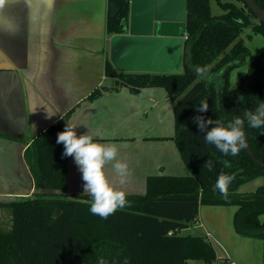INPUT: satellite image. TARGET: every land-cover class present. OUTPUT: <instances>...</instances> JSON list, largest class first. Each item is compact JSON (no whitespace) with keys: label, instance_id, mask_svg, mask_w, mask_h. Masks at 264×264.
Returning <instances> with one entry per match:
<instances>
[{"label":"trees","instance_id":"1","mask_svg":"<svg viewBox=\"0 0 264 264\" xmlns=\"http://www.w3.org/2000/svg\"><path fill=\"white\" fill-rule=\"evenodd\" d=\"M264 10V0H255ZM223 13L211 12L209 0H187L183 22L184 57L180 73L119 72L106 55L109 85L96 88L89 99L121 86L137 91L162 87L173 102L174 135L188 175H150L143 193L127 194L129 204L103 219L90 209L88 193L66 191V162L58 133L65 129L66 113L39 133L26 147L25 161L34 180L31 196L4 203L12 212L11 228L0 229V264H210L216 254L200 234L179 231L191 225L199 205H235L234 225L243 236L264 232V126L249 127L245 114L264 102V50L255 55L235 88L229 84L232 69L250 53L241 34L250 27L264 36L259 22L243 0H217ZM129 0H107L105 30H128ZM256 19L253 21L252 19ZM205 68L198 74L195 68ZM207 77L208 79H206ZM202 101L208 110L200 112ZM223 123L237 116L245 120L247 146L237 156L225 155L204 141L213 125L201 132L194 117ZM207 161H211L209 170ZM221 173L234 174L225 199L214 185ZM254 191L238 188L256 178Z\"/></svg>","mask_w":264,"mask_h":264},{"label":"crops","instance_id":"2","mask_svg":"<svg viewBox=\"0 0 264 264\" xmlns=\"http://www.w3.org/2000/svg\"><path fill=\"white\" fill-rule=\"evenodd\" d=\"M213 4L217 7V0ZM106 10L107 0H4L0 5V220L8 216L5 210L9 207L4 203L34 192L24 158L27 145L68 112V123L80 124L75 129L78 136L89 130L99 133L96 138L101 143L122 145L117 159L127 161L130 174L123 184L112 164L105 166V174L127 194L143 193L150 175H176L178 170L184 171L183 164L187 167L173 139V102L164 88L133 91L121 86L89 99L96 88L110 84L105 76L109 47ZM47 111L55 114L49 118ZM16 155L23 178L14 175ZM83 185L74 156H67L66 191L82 194ZM201 206L210 208L201 213ZM223 206L232 205H199L194 221L179 232L199 234L201 230L200 235L214 239L225 258L212 245L216 260L210 264H237L231 258L235 249L248 255L249 241L264 237L243 236L237 231V207L230 213L231 224L224 223ZM250 256L255 257L252 252Z\"/></svg>","mask_w":264,"mask_h":264},{"label":"clouds","instance_id":"3","mask_svg":"<svg viewBox=\"0 0 264 264\" xmlns=\"http://www.w3.org/2000/svg\"><path fill=\"white\" fill-rule=\"evenodd\" d=\"M195 71L198 74H203L206 69L197 66ZM208 107L207 101H202L199 111L206 112ZM54 114L47 111L49 118ZM245 116L249 127L260 128L264 126V102L259 104L255 112L249 111ZM193 119L201 132H204L209 125L214 124L204 135V141L214 145L223 154L237 156L242 149L246 148L245 120L239 116L226 124L220 119L213 121L211 117L207 120L203 116H197ZM78 125L80 124L70 125L66 123L65 129L58 133L57 143H63V155L74 156L75 162L82 172L83 192L92 197L89 211L93 215L107 219L117 209L127 206L129 201L126 199L127 193L109 181L105 174V166L112 164L116 175L120 178V183L123 184L130 174L129 165L127 161L117 159L122 145L101 143L96 138L99 133H93L89 130L78 136L75 130ZM113 161L115 163H112ZM207 166L211 170V161H207ZM234 179V174L221 173L216 180L214 190H218L227 199L229 185ZM100 264H104L102 259Z\"/></svg>","mask_w":264,"mask_h":264},{"label":"water","instance_id":"4","mask_svg":"<svg viewBox=\"0 0 264 264\" xmlns=\"http://www.w3.org/2000/svg\"><path fill=\"white\" fill-rule=\"evenodd\" d=\"M259 22L264 10L255 0H243ZM126 33L109 37L108 59L119 72L180 73L183 70L185 32L157 33L162 21L185 22L187 0H130ZM139 11V12H138Z\"/></svg>","mask_w":264,"mask_h":264},{"label":"rangeland","instance_id":"5","mask_svg":"<svg viewBox=\"0 0 264 264\" xmlns=\"http://www.w3.org/2000/svg\"><path fill=\"white\" fill-rule=\"evenodd\" d=\"M221 1V0H220ZM225 1H230V0H222L221 2H225ZM130 0H129V16H130ZM210 5H211V12L215 15L221 14L223 13V9L217 4V7L213 4V0H210ZM139 12V11H138ZM253 21H256V19H252ZM183 22H177V21H162L159 23L158 25V29H157V33L159 35H167V36H173V35H179L181 32L183 31ZM251 28L248 27L247 29H245L243 31V33L241 34V37L243 38L246 46L248 47L250 53L246 56L245 61L235 67L230 75V84L232 88H235L238 83H239V79L240 77L245 73L250 61L253 59V57L255 55H257L258 53H260L261 51L264 50V36L259 34V33H253L251 30ZM246 30H250V36L249 37H245L244 33ZM181 164V163H180ZM184 168V171L180 172L178 170V172H175L176 175H188L189 174V169L187 167L184 166V164L182 165ZM12 168L14 171V175L16 178H23L25 177V173L23 171V167L21 166V161H20V156L16 155L13 156V162H12ZM25 180V179H22ZM263 183V178L262 177H256L244 184H242L239 188H238V192L239 193H247V192H251L254 191L259 185H261ZM210 207L207 206H201L200 212L203 213L204 210H207ZM218 210H221V207H215ZM223 215H224V219L223 222L228 224V226L231 224V218H230V213L231 211L235 210L236 206L232 205V206H223ZM8 214L7 217H3L0 221L3 220V225H1L2 227H0V229L2 230H9L11 228V209L10 208H6L5 210ZM202 216H205L204 214H201ZM9 217V218H8ZM262 217V215H261ZM264 217V216H263ZM210 222H212L213 220H210ZM201 229V228H199ZM199 234H201V230H199ZM189 233H196V232H192L191 231H187ZM187 232H183V233H187ZM211 240V244L214 246V248L216 249L217 253L219 256H223L225 258V254L222 253V251L220 250V248H218L217 244H215L214 239L208 238ZM251 242L249 245V248H247L248 250V255H244V250H243V254H242V250L240 249H235L236 254L233 255V257H231L235 263H239V264H258L257 262L261 261V264H264V239H261L260 241L256 240V241H249ZM251 252L255 255L254 258H251L250 254ZM238 257L241 258L242 262H240V260H238ZM258 257V258H257ZM247 261V262H245ZM187 264H198L196 261L194 260H188ZM223 264V263H221Z\"/></svg>","mask_w":264,"mask_h":264},{"label":"snow or ice","instance_id":"6","mask_svg":"<svg viewBox=\"0 0 264 264\" xmlns=\"http://www.w3.org/2000/svg\"><path fill=\"white\" fill-rule=\"evenodd\" d=\"M3 3H4V0H0V5H3Z\"/></svg>","mask_w":264,"mask_h":264}]
</instances>
